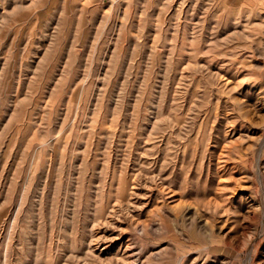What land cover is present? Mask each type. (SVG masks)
Masks as SVG:
<instances>
[{
  "label": "rangeland",
  "instance_id": "1",
  "mask_svg": "<svg viewBox=\"0 0 264 264\" xmlns=\"http://www.w3.org/2000/svg\"><path fill=\"white\" fill-rule=\"evenodd\" d=\"M0 264H264V0H0Z\"/></svg>",
  "mask_w": 264,
  "mask_h": 264
}]
</instances>
